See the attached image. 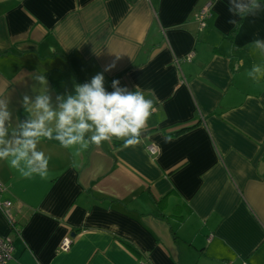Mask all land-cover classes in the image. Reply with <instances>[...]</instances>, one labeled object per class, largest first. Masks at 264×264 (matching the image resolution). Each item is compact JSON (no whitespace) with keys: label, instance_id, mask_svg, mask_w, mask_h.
I'll use <instances>...</instances> for the list:
<instances>
[{"label":"crops","instance_id":"obj_1","mask_svg":"<svg viewBox=\"0 0 264 264\" xmlns=\"http://www.w3.org/2000/svg\"><path fill=\"white\" fill-rule=\"evenodd\" d=\"M232 6L0 0L10 130L29 117L25 95L34 102L44 91L56 109L98 73L106 91L118 80L153 101L132 144L63 148L53 120V137L37 145L46 176L23 177L13 157L0 160V201L18 229L0 213L8 264H264V51L254 47L264 42V11L241 18Z\"/></svg>","mask_w":264,"mask_h":264},{"label":"clouds","instance_id":"obj_2","mask_svg":"<svg viewBox=\"0 0 264 264\" xmlns=\"http://www.w3.org/2000/svg\"><path fill=\"white\" fill-rule=\"evenodd\" d=\"M229 11L241 18L254 16L264 11L261 0H230ZM232 23L233 21H229ZM254 47L264 51V42L257 39ZM115 64L109 65L105 71L111 70ZM254 67V73H260ZM39 82L46 84L44 76ZM114 80V91L108 92L104 87V75L96 74L88 83L76 84L75 94L67 98L58 97L60 101L53 109L50 97L41 92L34 102L25 95L23 105L29 113L28 119L22 121L18 129L10 130L12 113L9 111V100L0 97V160L13 157L10 165L20 170L26 178L38 174L41 178L48 172L49 160L44 152L37 149L40 137L52 138V129L46 122L55 121V137L63 148L72 145L87 147L90 144L100 145L104 141L115 138H127L132 144L144 129L151 116L153 101L139 91L131 92L117 85ZM26 163V170L21 167Z\"/></svg>","mask_w":264,"mask_h":264},{"label":"built area","instance_id":"obj_3","mask_svg":"<svg viewBox=\"0 0 264 264\" xmlns=\"http://www.w3.org/2000/svg\"><path fill=\"white\" fill-rule=\"evenodd\" d=\"M211 8V3H207L201 12L197 16V20L199 21L201 27L204 26V21L207 15L208 10ZM192 57V54L188 56V59ZM149 151L153 154L155 152L153 147L149 148ZM3 190V186L0 184V192ZM11 203L10 202H1L0 201V213L12 222L11 220ZM71 246V242L69 239H65L59 245V250L62 252H66L69 250ZM13 255V247L12 243L7 238H0V264H8L12 260Z\"/></svg>","mask_w":264,"mask_h":264},{"label":"trees","instance_id":"obj_4","mask_svg":"<svg viewBox=\"0 0 264 264\" xmlns=\"http://www.w3.org/2000/svg\"><path fill=\"white\" fill-rule=\"evenodd\" d=\"M134 92V91H133ZM126 140H124V141H122V142H120V144L122 145V144H126V142H125ZM158 206H159V208H160V205H159V203H158ZM11 226H12V228H13V230H15V231H18V229H17V227H16V225L13 223V222H11Z\"/></svg>","mask_w":264,"mask_h":264}]
</instances>
